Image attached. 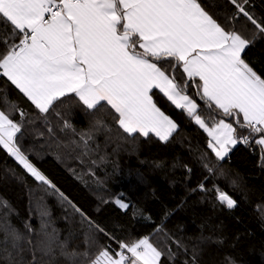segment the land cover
Instances as JSON below:
<instances>
[{
    "label": "snow or ice",
    "instance_id": "6c2138e0",
    "mask_svg": "<svg viewBox=\"0 0 264 264\" xmlns=\"http://www.w3.org/2000/svg\"><path fill=\"white\" fill-rule=\"evenodd\" d=\"M229 2L237 10L234 19L243 15L264 34V24L246 10L249 0ZM0 24L5 26V35L0 36V71L41 113H48L71 94L87 111L109 106L115 122L129 136L154 134L168 142L179 126L153 100L151 93L156 89L206 132L207 146L218 160L238 142L249 144L255 137L264 160V77L242 58L255 35L246 38L234 25L226 30L200 0H0ZM160 62L179 64L188 79L199 78L197 95L205 109L219 110L216 115L222 113L233 123L211 117L206 123L198 114L200 106L186 94L187 84L179 85ZM0 99L9 103L6 97ZM11 109L24 115L15 104ZM101 126L104 121L97 120L92 129ZM237 128L248 134L238 140ZM64 129L76 133L66 120ZM20 132L21 124L0 110V145L36 181L55 189L18 146ZM79 136L86 155L91 131ZM204 167L213 172L207 163ZM196 190L208 191L203 183ZM212 191L221 205L237 206L227 192L215 186ZM114 202L122 209L130 207L119 196ZM0 208L7 209L0 215V261L4 264H56L59 258L68 264H161L165 255L144 237L131 244L118 241L120 251L112 250L115 256L103 247L92 258L88 251L69 250L55 229L48 232L44 224L33 242L29 223L24 224L27 235L11 224L8 217L14 209L8 201L0 199ZM89 225L104 231L90 220ZM173 243L188 251L181 241ZM85 244H95L94 237L86 235ZM166 248L173 259L175 253ZM192 251L191 264H197V252Z\"/></svg>",
    "mask_w": 264,
    "mask_h": 264
},
{
    "label": "trees",
    "instance_id": "16d2710c",
    "mask_svg": "<svg viewBox=\"0 0 264 264\" xmlns=\"http://www.w3.org/2000/svg\"><path fill=\"white\" fill-rule=\"evenodd\" d=\"M200 3L226 30L234 25L246 38L255 35L242 58L264 77V34L243 15L234 19L237 10L229 0ZM245 7L264 24V0H249ZM4 27L0 24V36L5 35ZM160 63L179 85L187 84L186 94L198 102V114L206 123L210 117L233 123L222 113L216 115L219 110L205 109L197 95L198 79H188L179 64ZM152 95L179 126L168 142L153 134L129 136L115 122L109 106L87 111L71 94L48 113H41L0 72V97L9 101L5 104L0 99V109L21 124L17 144L56 186L53 189L36 181L0 145V199L14 209L8 217L11 224L27 235L24 224L29 223L33 242L41 225H47L46 230L55 229L69 250L88 251L92 258L103 247L115 256L112 250L120 251L118 241L131 244L148 237L165 252L161 264H191L193 249L197 264H264V160L261 146L254 143L258 137L250 138L249 144L239 142L228 157L218 160L207 146L209 138L203 129L159 91ZM11 104L24 115L11 109ZM65 120L76 129L75 134L61 131ZM97 120H103L104 126L93 130ZM88 131L92 139L85 155L79 133ZM247 134V130L237 128L238 139ZM206 163L213 172L204 167ZM201 183L208 191H193ZM214 186L231 195L237 206L228 209L218 203ZM118 196L129 203L128 209L114 202ZM5 211L0 208V215ZM89 220L104 231L90 227ZM86 235L95 239L91 247L85 244ZM174 240L181 241L188 251L178 249ZM166 246L175 253L171 260ZM56 264L68 262L59 258Z\"/></svg>",
    "mask_w": 264,
    "mask_h": 264
},
{
    "label": "crops",
    "instance_id": "0c3cea01",
    "mask_svg": "<svg viewBox=\"0 0 264 264\" xmlns=\"http://www.w3.org/2000/svg\"><path fill=\"white\" fill-rule=\"evenodd\" d=\"M151 59V58H150ZM154 62H156V61H154ZM160 66L163 68V69H165L164 67H163V65H162V63H160ZM1 73H2V71H0ZM169 74V73H168ZM170 75V74H169ZM186 76H187V74H186ZM196 79H198L199 80V78H196ZM201 82L199 81V84H200ZM154 90H156V89H153V91ZM157 91H159V90H157ZM151 95H152V93H151ZM187 95H189V94H187ZM153 96V95H152ZM193 100H195L191 95H189ZM153 100H154V98H153ZM155 101V100H154ZM196 101V100H195ZM156 103V102H155ZM196 103L198 104V102L196 101ZM158 106V105H157ZM159 107V106H158ZM1 110V109H0ZM162 110V109H161ZM163 111V110H162ZM166 114V113H165ZM167 115V114H166ZM169 116V115H168ZM154 135V134H153ZM239 144V143H238ZM237 144V145H238ZM236 145V146H237ZM234 148V147H233ZM232 150V149H231ZM231 152V151H230ZM230 154V153H229ZM229 154H228V156H229ZM227 156V157H228Z\"/></svg>",
    "mask_w": 264,
    "mask_h": 264
},
{
    "label": "rangeland",
    "instance_id": "374dc122",
    "mask_svg": "<svg viewBox=\"0 0 264 264\" xmlns=\"http://www.w3.org/2000/svg\"><path fill=\"white\" fill-rule=\"evenodd\" d=\"M226 122L231 123V122H229V121H227V120H226ZM209 127H211V126H209ZM237 138H238V137H237ZM238 140H239V139H238ZM238 143H239V142H238ZM238 143H237V144H238ZM237 144H236V145H237ZM236 145L233 146V147H236ZM233 147H232L231 149H233ZM230 151H231V150H230ZM229 153H230V152H229ZM229 153H228V154H229ZM227 156H228V155H227ZM227 156H226V157H227ZM226 157H225V158H226ZM225 158H224V159H225ZM224 159H223V160H224ZM150 243H151V242H150Z\"/></svg>",
    "mask_w": 264,
    "mask_h": 264
},
{
    "label": "built area",
    "instance_id": "2783aa9c",
    "mask_svg": "<svg viewBox=\"0 0 264 264\" xmlns=\"http://www.w3.org/2000/svg\"><path fill=\"white\" fill-rule=\"evenodd\" d=\"M128 255H130V254H128Z\"/></svg>",
    "mask_w": 264,
    "mask_h": 264
}]
</instances>
